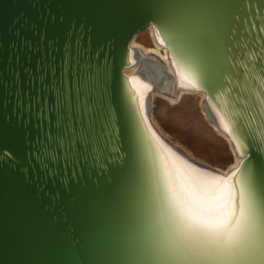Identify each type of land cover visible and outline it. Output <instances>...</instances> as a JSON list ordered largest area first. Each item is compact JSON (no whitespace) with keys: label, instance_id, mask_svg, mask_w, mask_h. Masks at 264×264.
<instances>
[{"label":"water","instance_id":"water-1","mask_svg":"<svg viewBox=\"0 0 264 264\" xmlns=\"http://www.w3.org/2000/svg\"><path fill=\"white\" fill-rule=\"evenodd\" d=\"M149 26L242 158L209 169L230 244L184 219L124 72ZM0 264H264V0H0Z\"/></svg>","mask_w":264,"mask_h":264},{"label":"bare ground","instance_id":"bare-ground-1","mask_svg":"<svg viewBox=\"0 0 264 264\" xmlns=\"http://www.w3.org/2000/svg\"><path fill=\"white\" fill-rule=\"evenodd\" d=\"M146 31L150 44L139 41L142 31ZM141 30L131 41L132 49V65L126 67L124 72L131 78L133 85L139 91L140 100L144 115L149 122L151 128L165 145L170 153L174 171L183 169L181 161L186 162L202 172L209 173V178L212 176L219 177L211 173L209 169H214L219 173L226 174L231 169L237 167L241 161V157L236 153V150L225 131L220 127V121L217 115H214L210 106L206 102V93L201 90L181 87V82L178 78V71L169 57L168 49L159 43L158 38L152 26ZM152 85V90L149 93L148 99L145 98L149 87ZM193 94L200 98L201 110L204 120H206L212 128L221 136L228 144L233 155V160L225 168L214 167L207 162L200 160L186 147L173 140L159 126L153 112V103L157 97H163L172 104H180L186 95ZM183 172H180L178 182L180 185V177ZM220 178V177H219Z\"/></svg>","mask_w":264,"mask_h":264},{"label":"snow or ice","instance_id":"snow-or-ice-1","mask_svg":"<svg viewBox=\"0 0 264 264\" xmlns=\"http://www.w3.org/2000/svg\"><path fill=\"white\" fill-rule=\"evenodd\" d=\"M181 86H184L183 83ZM224 127L225 131H229L227 125ZM181 164L183 169L170 172V176L173 177L174 196L184 219L193 230L230 244L235 239L237 225L242 220L231 179L215 176L209 178V173L184 161ZM181 171L183 175L177 188L175 177ZM250 251L255 256L256 250L253 248Z\"/></svg>","mask_w":264,"mask_h":264},{"label":"rangeland","instance_id":"rangeland-1","mask_svg":"<svg viewBox=\"0 0 264 264\" xmlns=\"http://www.w3.org/2000/svg\"><path fill=\"white\" fill-rule=\"evenodd\" d=\"M138 40L150 44L145 30ZM153 112L162 130L200 160L220 168L232 162L233 155L227 142L204 120L199 96L186 95L180 104L157 97Z\"/></svg>","mask_w":264,"mask_h":264}]
</instances>
